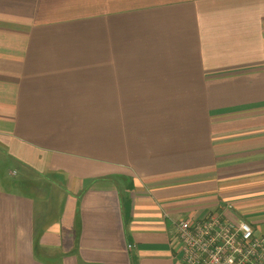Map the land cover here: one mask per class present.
I'll return each instance as SVG.
<instances>
[{"label": "crops", "instance_id": "obj_1", "mask_svg": "<svg viewBox=\"0 0 264 264\" xmlns=\"http://www.w3.org/2000/svg\"><path fill=\"white\" fill-rule=\"evenodd\" d=\"M0 156V264H182L208 213L264 235V0H0Z\"/></svg>", "mask_w": 264, "mask_h": 264}, {"label": "built area", "instance_id": "obj_2", "mask_svg": "<svg viewBox=\"0 0 264 264\" xmlns=\"http://www.w3.org/2000/svg\"><path fill=\"white\" fill-rule=\"evenodd\" d=\"M182 264H264V235L220 213L174 223Z\"/></svg>", "mask_w": 264, "mask_h": 264}, {"label": "rangeland", "instance_id": "obj_3", "mask_svg": "<svg viewBox=\"0 0 264 264\" xmlns=\"http://www.w3.org/2000/svg\"><path fill=\"white\" fill-rule=\"evenodd\" d=\"M1 160H2V159H1V156H0V163H1ZM7 179H8V180H9V179H12V177H9V178H7Z\"/></svg>", "mask_w": 264, "mask_h": 264}]
</instances>
